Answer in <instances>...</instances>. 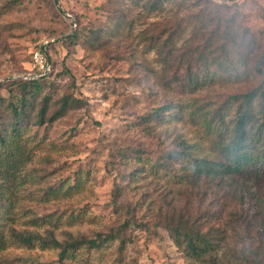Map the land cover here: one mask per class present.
I'll return each instance as SVG.
<instances>
[{"label":"rangeland","instance_id":"obj_1","mask_svg":"<svg viewBox=\"0 0 264 264\" xmlns=\"http://www.w3.org/2000/svg\"><path fill=\"white\" fill-rule=\"evenodd\" d=\"M145 1L0 0V80L28 70L31 49L48 40L53 96L73 92L81 101L51 123L25 129L13 149L16 163L0 160V181L11 202L4 222L42 234L50 229L58 239L90 237L125 223L122 261L111 249L100 264H191L164 227L167 209L199 218L204 229L226 227L229 211L241 204L260 209L264 217V178L194 175L174 182L151 174L147 163L136 159L154 160L175 135L199 141L205 149L209 144L185 107L181 119L143 122L178 93L174 84L167 85L156 54L139 40L141 30L176 16L186 24L184 38L202 43L212 28L209 15L221 6L219 14H238L239 23L257 32L264 26V0H161L155 6ZM196 14H204L202 22ZM230 52L238 71L216 75L189 96L216 98L237 91L245 81L256 82ZM0 96L9 92L2 88ZM76 178L78 187L45 198L46 187L62 180L74 184ZM46 214L43 221L37 219ZM231 225L238 231L227 229L229 242L245 233ZM1 254L10 261L0 257V264H51L57 258L52 249L15 245Z\"/></svg>","mask_w":264,"mask_h":264},{"label":"trees","instance_id":"obj_2","mask_svg":"<svg viewBox=\"0 0 264 264\" xmlns=\"http://www.w3.org/2000/svg\"><path fill=\"white\" fill-rule=\"evenodd\" d=\"M161 2L145 1L150 6ZM220 7L209 15L212 28L204 34L202 43L192 42L190 37L184 38L186 24L176 16L162 23H152L150 28L141 30L139 40L148 51L156 54L166 73L164 77L168 79L167 85L172 87L171 84H174L172 90L178 93V96L146 116L143 122L159 120L164 123L170 119H181L185 107L188 109L189 121L201 128L209 141L205 149L199 141H189L175 135L170 140V146L154 160L136 158L144 166L147 163L150 173L159 174L160 178L174 182L186 181L194 175H204L211 179L227 174L264 178V26L254 32L238 22V14H219L222 11ZM260 16L264 24V10H261ZM203 17L204 14H196L195 18L202 22ZM181 39L184 42L178 45ZM214 49L219 51L218 55L212 53ZM230 51L234 52L243 71L247 70L255 76L256 82L245 81L237 91L216 98L209 95L189 96L213 81L216 75L228 76L232 71H238ZM48 58L51 69L44 76L28 79L8 77L0 80V90L5 88L9 92L8 97L0 96L2 161L16 163L13 149L25 129L33 124L51 123L81 103L73 92L53 96L50 89L52 81L49 79L53 62ZM64 72L68 73L66 67ZM122 156L130 157L125 153ZM136 172L137 169L133 173L136 175ZM79 179L76 178L74 184L62 180L56 186L46 187L45 198L50 199L57 193L65 194L78 187L81 182ZM6 189L0 181L1 259L10 261L1 253L15 245L52 249L57 258L51 264H100L101 257L111 249L113 254H118V261H122L127 242L125 223L107 232H95L94 236L71 234L63 239H58L50 229L45 234L28 229L17 230L4 222L11 204ZM46 216L37 219L43 221ZM164 218V227L172 241L191 264H264V217L260 215V209L255 210L251 205L243 209L242 204L240 209H231L224 228L204 229V223L199 218L191 219L175 207L167 209ZM231 224L243 227L245 233L242 238L229 242L227 229L238 231Z\"/></svg>","mask_w":264,"mask_h":264},{"label":"built area","instance_id":"obj_3","mask_svg":"<svg viewBox=\"0 0 264 264\" xmlns=\"http://www.w3.org/2000/svg\"><path fill=\"white\" fill-rule=\"evenodd\" d=\"M48 40H41L30 51V67L24 72L14 74L12 78L20 77L24 79L38 78L46 75L51 64L48 58L47 43Z\"/></svg>","mask_w":264,"mask_h":264}]
</instances>
